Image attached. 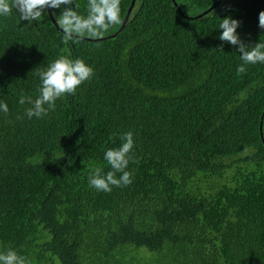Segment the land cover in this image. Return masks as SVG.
<instances>
[{
  "label": "trees",
  "instance_id": "obj_1",
  "mask_svg": "<svg viewBox=\"0 0 264 264\" xmlns=\"http://www.w3.org/2000/svg\"><path fill=\"white\" fill-rule=\"evenodd\" d=\"M261 11L264 0H134L120 31L78 43L51 14L54 26L0 16V251L30 264H264V64L237 75L239 53L218 39L230 16L246 44L264 41ZM60 56L94 75L29 119L18 101ZM126 132L133 182L97 191L88 177L110 170L104 153Z\"/></svg>",
  "mask_w": 264,
  "mask_h": 264
},
{
  "label": "clouds",
  "instance_id": "obj_2",
  "mask_svg": "<svg viewBox=\"0 0 264 264\" xmlns=\"http://www.w3.org/2000/svg\"><path fill=\"white\" fill-rule=\"evenodd\" d=\"M120 2L121 0H86L85 12L81 13L80 5L75 0H0V16L6 17L15 11L21 21L31 24L46 13L51 14L63 34V42L78 43L84 38L98 39L111 27L121 23ZM240 23L230 16L223 18L220 20L221 34L218 36L221 42L230 44L239 53L241 64L237 67V75L246 72V65L264 64V41L246 44L237 32ZM258 27L264 30V11L259 13ZM219 50H223L222 44ZM37 74L40 80L37 97H29L26 101L21 95L18 101L21 105L26 102L31 105L25 110L29 119L43 118L49 111H54L56 101L65 95H74L84 82L92 78L94 70L82 59L60 56ZM0 111L8 112L6 102L0 101ZM120 140L119 147L107 149L104 153V160L110 170L104 173L97 167L88 177L89 186L97 191L110 192L113 186H128L133 182L132 173L126 170L133 161V133H124ZM0 264L30 262L15 249L8 248L0 251Z\"/></svg>",
  "mask_w": 264,
  "mask_h": 264
},
{
  "label": "water",
  "instance_id": "obj_3",
  "mask_svg": "<svg viewBox=\"0 0 264 264\" xmlns=\"http://www.w3.org/2000/svg\"><path fill=\"white\" fill-rule=\"evenodd\" d=\"M133 1H134V0H130L129 5H128V7H127V9H126V11H125V13H124V16H123V18H122V20H121V23H120L119 27L117 28V31H120V30L122 29V27H123V25H124V23H125V21H126V19H127V16H128V14H129L130 8H131V6H132V4H133ZM46 15H47V17H48L50 23L54 26L55 24H54V21L52 20V18H51V16H50V14L46 13ZM56 28H57V27H56Z\"/></svg>",
  "mask_w": 264,
  "mask_h": 264
}]
</instances>
